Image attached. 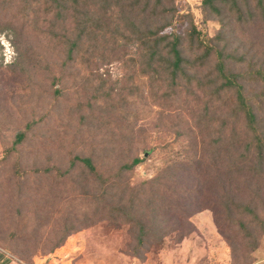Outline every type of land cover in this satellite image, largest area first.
Segmentation results:
<instances>
[{
  "label": "trees",
  "instance_id": "1",
  "mask_svg": "<svg viewBox=\"0 0 264 264\" xmlns=\"http://www.w3.org/2000/svg\"><path fill=\"white\" fill-rule=\"evenodd\" d=\"M200 4L203 20L219 23L213 35L177 0H0V33H11L18 66L36 54L31 34L59 48L65 64L82 69L92 57L130 48L132 100L168 109L182 97L190 114L193 156L166 166L138 189L122 174L133 170L139 156L112 176L100 172L91 156L72 158L62 174L81 164L91 188L82 193L91 218L70 224L63 238L96 219L125 224L130 251L142 260L173 231L174 216L188 220L197 210L217 209L235 228L232 246L246 253L257 247L264 235V0ZM25 139L26 132L17 131L5 150L17 179L27 175L17 152ZM189 177L198 181L190 188H164V180L171 186ZM193 199L206 205L195 202L192 209Z\"/></svg>",
  "mask_w": 264,
  "mask_h": 264
},
{
  "label": "rangeland",
  "instance_id": "2",
  "mask_svg": "<svg viewBox=\"0 0 264 264\" xmlns=\"http://www.w3.org/2000/svg\"><path fill=\"white\" fill-rule=\"evenodd\" d=\"M177 1L199 28L215 33L219 23L203 20L200 0ZM175 25L181 29L182 22ZM11 37L9 31L0 33V243L17 259L25 264H264V235L250 253L232 246L235 228L217 209L197 210L188 220L174 216L173 231L142 260L130 251L125 224L96 219L63 238L70 224L90 216L82 193L91 188L81 164L62 174L72 158L91 156L100 172L112 176L139 156L133 170L122 174L138 189L166 166L193 156L190 114L182 97L168 109L132 100L130 48L92 57L82 69L65 64L59 48L31 34L27 38L36 54L18 66ZM19 130L26 132L17 147L27 173L23 179L5 157ZM164 182V188L187 189L198 181ZM193 202L192 209L206 205L202 199Z\"/></svg>",
  "mask_w": 264,
  "mask_h": 264
},
{
  "label": "crops",
  "instance_id": "3",
  "mask_svg": "<svg viewBox=\"0 0 264 264\" xmlns=\"http://www.w3.org/2000/svg\"><path fill=\"white\" fill-rule=\"evenodd\" d=\"M0 264H25L13 254L0 247Z\"/></svg>",
  "mask_w": 264,
  "mask_h": 264
}]
</instances>
